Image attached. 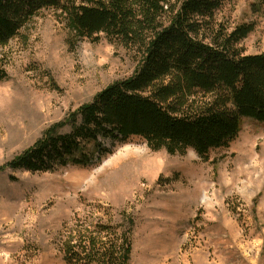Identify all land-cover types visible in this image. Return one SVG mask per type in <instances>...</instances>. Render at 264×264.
<instances>
[{"label": "rangeland", "instance_id": "rangeland-1", "mask_svg": "<svg viewBox=\"0 0 264 264\" xmlns=\"http://www.w3.org/2000/svg\"><path fill=\"white\" fill-rule=\"evenodd\" d=\"M43 15L27 45H12L0 82V264H66L70 234L105 225L117 235L129 227L124 217L132 222L129 264H195L201 251L202 264H264L262 124L245 120L237 139L208 161L191 150L152 152L132 138L101 139L84 166L5 167L46 133H69L82 106L136 67L132 52L103 37L73 38L53 14ZM219 15L231 26L253 24L241 46L264 52V0H228ZM207 213L231 220L237 239L225 241L236 247L217 235L206 242Z\"/></svg>", "mask_w": 264, "mask_h": 264}, {"label": "trees", "instance_id": "trees-1", "mask_svg": "<svg viewBox=\"0 0 264 264\" xmlns=\"http://www.w3.org/2000/svg\"><path fill=\"white\" fill-rule=\"evenodd\" d=\"M227 1L0 0V82L8 78L12 45H27L45 13L73 38L103 37L136 58L130 77L82 106L69 133H46L5 167L47 172L84 166L101 139L132 138L152 152L183 156L191 150L208 161L212 151L237 139L245 120L264 125V52L245 53L241 42L254 26L222 20ZM124 219L129 227L117 235L105 225L70 234L63 242L65 263L129 264L132 222Z\"/></svg>", "mask_w": 264, "mask_h": 264}, {"label": "crops", "instance_id": "crops-1", "mask_svg": "<svg viewBox=\"0 0 264 264\" xmlns=\"http://www.w3.org/2000/svg\"><path fill=\"white\" fill-rule=\"evenodd\" d=\"M209 213L207 214H202V217H204V220H201L202 225L207 226L206 229L204 230V232L206 233L205 237H206V242H208V244L211 242L212 239L215 238V236L217 235L219 242H221V244L223 245H229V246H233L236 247L238 244H232V243H226L225 239H228L229 237L232 238V235H235V239H237V228L235 226H233V224L224 218H219V217H214L211 215L210 217L208 216ZM205 242V243H206ZM207 244V243H206ZM210 245V244H209ZM215 245V244H214ZM206 246V245H205ZM227 247V246H226ZM229 249V248H228ZM181 255V253H180ZM179 255V258L182 259L181 262H183V256ZM204 253L201 251L198 252L195 256H194V260L193 262L195 264H202L204 263Z\"/></svg>", "mask_w": 264, "mask_h": 264}, {"label": "bare ground", "instance_id": "bare-ground-1", "mask_svg": "<svg viewBox=\"0 0 264 264\" xmlns=\"http://www.w3.org/2000/svg\"><path fill=\"white\" fill-rule=\"evenodd\" d=\"M125 150H126V151L129 150L128 147H126Z\"/></svg>", "mask_w": 264, "mask_h": 264}]
</instances>
